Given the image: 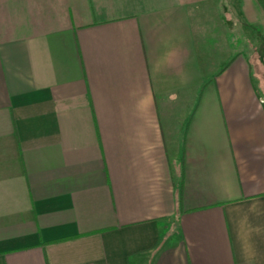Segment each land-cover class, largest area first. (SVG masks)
<instances>
[{"label":"crops","instance_id":"obj_1","mask_svg":"<svg viewBox=\"0 0 264 264\" xmlns=\"http://www.w3.org/2000/svg\"><path fill=\"white\" fill-rule=\"evenodd\" d=\"M0 264H264V0H0Z\"/></svg>","mask_w":264,"mask_h":264}]
</instances>
